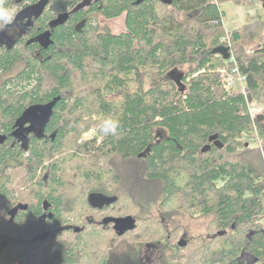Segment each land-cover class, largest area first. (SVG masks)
I'll use <instances>...</instances> for the list:
<instances>
[{"label":"trees","instance_id":"obj_1","mask_svg":"<svg viewBox=\"0 0 264 264\" xmlns=\"http://www.w3.org/2000/svg\"><path fill=\"white\" fill-rule=\"evenodd\" d=\"M39 1L7 3L17 13ZM80 1L48 0L22 33L0 45V214L18 203L28 205L5 237L16 239L39 229L33 217L41 215L47 199L53 215L51 235L24 264H61L59 258L75 257L80 246L89 243L80 242L88 235L82 233L71 246V230L61 229L62 224L72 218L78 223L81 215L109 207L115 208L116 219L133 218L145 204L140 196L146 197L156 183L161 186L158 204L213 218L208 224L214 240L206 255L213 264H238L243 250L264 264V229L253 219L264 212V144L262 151L241 142L253 126L247 95L264 85V46L244 61L238 59L246 76L245 93L226 90L216 68L231 65L217 52L228 46L220 41L223 35L208 41L205 34L220 33L222 0H174L170 5L159 0H102L64 18ZM161 7L174 11L160 15ZM179 13L192 16L193 25H186ZM122 15L125 31L119 34L98 19ZM59 16L63 22L51 26ZM230 38L235 44L240 32L233 31ZM17 64H22L21 70L10 75ZM184 66L189 69L183 76H172ZM147 69L173 81L145 89ZM51 103L41 135L30 133L24 144L13 135L26 109ZM93 116L101 123L118 119V135L98 131L101 141L96 137L77 143L91 122L96 123ZM158 129L167 136L155 141ZM69 148L74 154L66 160ZM84 158L88 163L82 168L77 161ZM187 169L183 193L188 201L177 207L163 202L162 197L167 200L179 188L172 173L179 178ZM91 194L115 200L96 207L88 201ZM123 197L132 202L125 206L127 214L117 209ZM240 224L246 226L244 236L239 235Z\"/></svg>","mask_w":264,"mask_h":264},{"label":"flooded vegetation","instance_id":"obj_2","mask_svg":"<svg viewBox=\"0 0 264 264\" xmlns=\"http://www.w3.org/2000/svg\"><path fill=\"white\" fill-rule=\"evenodd\" d=\"M101 2L102 0H88L84 4L83 9L89 10L92 5L101 4ZM262 6H264L263 3ZM26 8H22L16 13L14 36L9 35L7 30L0 32V45L6 43L9 37L13 40L29 26V21L35 18L31 11L21 14ZM17 16L19 17L18 19ZM29 126V124H25L23 127L14 125L13 135L18 130L20 131L21 128V131L24 129L25 132L22 136H26L25 138L27 139L30 133L27 134L26 129ZM92 202L96 204V207L100 205L97 204L98 200H93ZM91 206L88 204L87 207ZM148 207L150 206L141 205L142 211L139 208L140 212L132 215L134 219L128 222L130 229L123 232L122 235H119L120 228L116 222L117 216L114 207L96 210L93 214L81 215L80 220L75 224L73 223L75 222L73 218L68 223L62 224L61 229L71 230L72 237L68 239L71 246L80 238H78V234L82 233H87L88 235L81 237L79 239L80 242L85 239L89 243H83L80 246V251H76L75 257L66 254L63 258H59L61 264H161L167 253L174 254V258L167 264H193L192 258L197 256V251L193 257L189 252H193L196 249L194 246L199 240L201 241V238L199 240L196 238L190 239L179 226H169L173 220L172 217L180 214V211L168 209L163 204H157V210L161 214V218L156 219L150 213ZM27 208L28 205L18 203L5 211L6 213L3 215L2 213L0 214V264H6L9 260H12L13 264H24L28 257H32L35 254V248L38 245H44L51 235L52 227L49 225L53 216L51 213L52 207L47 203L46 199L41 206V215L33 217L40 226L39 229L27 236L16 239L5 237V232L12 224H15L13 222L16 221V218L20 213L26 212ZM106 212L108 214L103 216ZM5 216L8 217L6 223L4 220ZM84 222L89 223L90 228L86 229ZM211 231V227L207 224V244L205 250L203 249L201 264H213L206 257L207 249L214 240ZM204 239L205 237H203V241ZM15 249L17 250L16 252H14ZM186 250L188 251L184 252ZM51 255L55 257V252H52ZM258 261L259 259L256 256L245 250L236 258L238 264H259ZM28 263L30 262L28 261Z\"/></svg>","mask_w":264,"mask_h":264},{"label":"rangeland","instance_id":"obj_3","mask_svg":"<svg viewBox=\"0 0 264 264\" xmlns=\"http://www.w3.org/2000/svg\"><path fill=\"white\" fill-rule=\"evenodd\" d=\"M264 0H222L221 4H219V10L223 12V16L221 17V28H219V32H215V34H211L209 31H206V40H210L213 36L218 35L221 37V42L225 40L227 46L230 48V55L234 56V59L236 61V65L239 67V58L241 61H244L247 57L255 54L257 51H259L264 46V7L262 6V3ZM159 14L161 13H169L173 12L174 10L171 7H161ZM160 14V15H161ZM176 16H179L184 23L193 25L192 16L185 15V14H177ZM99 22L106 24L109 29L116 34H119L121 32L125 31L124 27V17L123 15L121 17L106 20L99 16ZM253 23L251 25L247 26L248 24ZM221 29V30H220ZM239 31L241 38L238 42L233 43V41H230V34H232L233 31ZM254 31V32H253ZM232 42V43H231ZM233 66V64L229 65H223L219 64V66L216 68V71L220 73V76L223 74L224 70H228ZM22 64H17L10 75H15L19 70H21ZM189 69V66H184L183 68L176 69L172 71L173 77L175 75L183 76L185 74V70ZM78 76H76L77 78ZM173 79L168 78L166 75L164 78H160L157 76L153 70L147 69L144 76H143V86L145 89L151 87L152 85H157L159 82L167 81ZM77 79L74 80L76 82ZM132 87V84L130 85ZM78 88V87H77ZM86 88V87H85ZM224 88V87H223ZM225 89V88H224ZM227 90V89H226ZM236 91L235 89H233ZM248 109L251 116V119L253 121V126L251 129H249V133L246 138L242 139V143H247L250 146V149H253L255 147L260 148L263 151L262 144L264 139L262 137L263 129H264V85H260L257 92L254 93H248ZM92 120L96 121V123H92L89 125L88 129L83 131L80 139L77 143H80L82 140H90L92 138H96L98 142L101 141V133L99 134L98 126L101 124L100 119L97 116H93ZM102 120V119H101ZM89 121V120H88ZM98 121V123H97ZM103 121V120H102ZM162 136V137H161ZM167 136V132L163 129H158L155 133L154 140H162ZM68 147V146H67ZM69 148L66 153L64 154V157L66 160H69L73 157L74 149ZM232 158V157H231ZM114 158V163L115 162ZM235 160V159H234ZM88 163V160L85 158L83 160L77 161V164L86 165ZM113 163V164H114ZM73 166V164H70ZM69 166V163L68 165ZM70 166V167H71ZM177 167H181V165H176ZM78 167V166H77ZM65 172L72 174V169L68 170V167L64 169ZM79 172V171H78ZM190 172L189 170H183L180 174V177L178 178L177 175L172 173V178L176 179V185L179 187L177 188V192L174 193V195L170 198H167L164 196V199L162 197V201L165 203L172 204L174 206H180L179 204L187 202V194L183 193V189L187 187L186 183L188 182V178ZM106 177H104L105 179ZM222 184L219 183L218 187H221ZM161 189V186L159 184L153 183L150 191H148V194L146 197L139 198L140 203H145V206H150L148 209L150 210V213L156 218H161V214H159V211L157 210V193H159ZM209 196H213V194L209 193ZM161 199V196H160ZM262 205H263V211H264V194L262 195ZM132 202L129 201L127 198L123 197L122 200L119 201V204L117 206V209H121V214H127L129 211L125 210V206L131 205ZM189 204V203H186ZM172 221L169 224V226H179L186 234V236L190 239L196 238L199 240L201 238V241L199 240L197 244L194 246L196 249L193 252H189L190 255L193 257L195 252L197 251V256H194L192 258L193 264H201L202 260V253L203 249L205 250L206 244H207V224L208 222L213 219L212 217L208 216H199V214H194L192 216L191 214H188L184 211H180V214L174 215L172 217ZM253 219H257V222L260 223L264 229V212L263 214H260L259 216H256ZM240 230L241 233L239 235H245V224H240ZM213 227V232H214ZM237 235V233H236ZM203 237H205L203 241ZM191 247V246H190ZM189 247V248H190ZM17 250L15 249L14 252ZM188 250L184 251L187 252ZM239 253V252H238ZM174 258V254L167 253L166 258L161 261V264H167Z\"/></svg>","mask_w":264,"mask_h":264},{"label":"water","instance_id":"obj_4","mask_svg":"<svg viewBox=\"0 0 264 264\" xmlns=\"http://www.w3.org/2000/svg\"><path fill=\"white\" fill-rule=\"evenodd\" d=\"M87 1L88 0H82V2H80L71 11H69V13L64 18H66L69 14H73L76 11L82 10L83 7H84V4ZM141 1H143V0H138V2H141ZM159 1L162 2V3H164V4L170 5L174 0H159ZM47 2H48V0H40L38 3H36V4L32 5V6L27 7L25 10H23L21 12V14L22 13L23 14H26V12L31 11V12H33L32 15L34 17H37L39 14L42 13V11L44 10ZM18 16H17V19L19 18ZM62 18H63L62 16H59L58 19H57V21H52L50 23V25L51 26H54V25H56L58 23L63 22L62 20L64 18L63 19ZM29 23H30V21H29ZM45 36H47V35H42L40 38L41 39H44ZM12 41H13L12 38L9 37V40L6 42V44L7 43H11ZM217 52H221L222 54H224L225 55L224 57H225L226 60L230 59V52H229V48L228 47H226V48L223 47L221 49H218ZM52 104L53 103H51L50 105H45V106H33V107H29L28 109H26L23 112L22 116L17 121L16 126L23 127L25 124H29L30 126L27 127V129H26V133L27 134L28 133H35L37 135H41V133L43 131V128H44V125H45V123H46V121L48 119V116H49V113H50ZM24 133H25L24 132V129L21 131V128H20V131L18 130L15 133V136L17 138H19L20 140H23V144L26 143V138H25L26 136H22V135H24ZM93 200H98V203L97 204L103 205L105 203L113 202L115 199L114 198H111V199H108L107 200L102 195L99 196V195L91 194L90 197H89V202H91L92 205L95 206L96 204H94L92 202ZM132 219L133 218L127 217V218H121V219H117L116 220V222L118 223V227L120 228L119 230L122 231V232L119 231V235H122L123 232L127 231L128 229H130V226H129L128 222L130 220H132Z\"/></svg>","mask_w":264,"mask_h":264},{"label":"clouds","instance_id":"obj_5","mask_svg":"<svg viewBox=\"0 0 264 264\" xmlns=\"http://www.w3.org/2000/svg\"><path fill=\"white\" fill-rule=\"evenodd\" d=\"M16 11L9 6L7 0H0V32L8 31L11 36L15 35ZM120 128L118 119L107 118L99 125V131L104 136H116Z\"/></svg>","mask_w":264,"mask_h":264},{"label":"built area","instance_id":"obj_6","mask_svg":"<svg viewBox=\"0 0 264 264\" xmlns=\"http://www.w3.org/2000/svg\"><path fill=\"white\" fill-rule=\"evenodd\" d=\"M222 42L225 43V40H223ZM229 60L230 64H233V66L230 69L223 71V74L221 75L222 85L227 90L238 89L242 93H245L247 84L246 76L239 70V67L236 65L234 56L230 55Z\"/></svg>","mask_w":264,"mask_h":264}]
</instances>
